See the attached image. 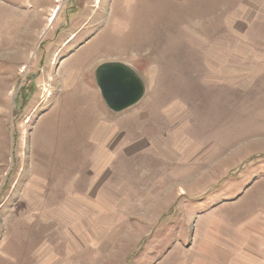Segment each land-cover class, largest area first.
<instances>
[{
    "label": "rangeland",
    "instance_id": "rangeland-1",
    "mask_svg": "<svg viewBox=\"0 0 264 264\" xmlns=\"http://www.w3.org/2000/svg\"><path fill=\"white\" fill-rule=\"evenodd\" d=\"M52 7L0 0V264H264V0Z\"/></svg>",
    "mask_w": 264,
    "mask_h": 264
},
{
    "label": "water",
    "instance_id": "water-1",
    "mask_svg": "<svg viewBox=\"0 0 264 264\" xmlns=\"http://www.w3.org/2000/svg\"><path fill=\"white\" fill-rule=\"evenodd\" d=\"M95 82L106 107L112 112H119L136 104L145 90L140 75L121 62L99 65L95 70Z\"/></svg>",
    "mask_w": 264,
    "mask_h": 264
},
{
    "label": "built area",
    "instance_id": "built-area-1",
    "mask_svg": "<svg viewBox=\"0 0 264 264\" xmlns=\"http://www.w3.org/2000/svg\"><path fill=\"white\" fill-rule=\"evenodd\" d=\"M68 0H51L53 9L52 14L58 11L60 8L64 7L66 5Z\"/></svg>",
    "mask_w": 264,
    "mask_h": 264
},
{
    "label": "bare ground",
    "instance_id": "bare-ground-1",
    "mask_svg": "<svg viewBox=\"0 0 264 264\" xmlns=\"http://www.w3.org/2000/svg\"><path fill=\"white\" fill-rule=\"evenodd\" d=\"M56 13H57V11L55 13L51 14V16L49 17L50 18L49 21H52L54 19Z\"/></svg>",
    "mask_w": 264,
    "mask_h": 264
},
{
    "label": "crops",
    "instance_id": "crops-1",
    "mask_svg": "<svg viewBox=\"0 0 264 264\" xmlns=\"http://www.w3.org/2000/svg\"><path fill=\"white\" fill-rule=\"evenodd\" d=\"M51 1V0H50ZM51 4H52V2H51ZM67 29V28H66ZM72 33H74V32H72Z\"/></svg>",
    "mask_w": 264,
    "mask_h": 264
}]
</instances>
